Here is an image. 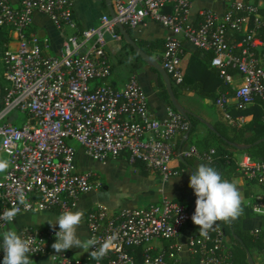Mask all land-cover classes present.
I'll return each instance as SVG.
<instances>
[{
    "label": "built area",
    "instance_id": "1",
    "mask_svg": "<svg viewBox=\"0 0 264 264\" xmlns=\"http://www.w3.org/2000/svg\"><path fill=\"white\" fill-rule=\"evenodd\" d=\"M194 1L110 0L113 15L103 13L96 25L79 28L74 0H17L16 4L0 0V28L8 27L17 40L14 50L0 51L4 80L0 159L10 161L9 168L0 172V214L14 205L19 213L64 212L80 196L99 189L95 171L78 169L73 143L97 161L124 154L163 180L179 174L171 166L177 156L173 139L189 130L190 121L171 108L165 119L152 117L147 95L134 75L121 88L96 82L111 73L106 45L121 40L118 24L136 28L155 21L165 27L160 64L176 84L184 80V40L209 52L210 64L231 86V95L226 90L215 98L230 123L241 121L230 114L232 102L241 110L258 101L264 118V0H217L224 4L223 10L203 6L192 18ZM35 12L46 14L62 33L58 54H48L49 43L28 31ZM229 67L239 75L238 85ZM18 112L25 116L20 124L13 121ZM179 154L210 164L216 149L189 145ZM243 156L238 170L264 186V161ZM21 192L24 205L18 201ZM251 208L264 216V190L253 195ZM190 217V207L168 198L116 210L98 203L86 216L88 237L107 243V255L97 261L90 257L94 249H89L86 258L66 251L54 252L52 258L59 264H180L182 245L175 239ZM7 224L0 220V233ZM56 231L25 226L17 233L34 241L28 255L37 256L47 251ZM161 240L167 245H158ZM187 245L197 264H233V250L220 225L207 237L194 232ZM3 257L0 236V264Z\"/></svg>",
    "mask_w": 264,
    "mask_h": 264
},
{
    "label": "crops",
    "instance_id": "2",
    "mask_svg": "<svg viewBox=\"0 0 264 264\" xmlns=\"http://www.w3.org/2000/svg\"><path fill=\"white\" fill-rule=\"evenodd\" d=\"M10 1L13 4L17 3V0ZM73 3V16L79 28L96 25L101 14H110L104 0H74ZM203 6L216 10L224 8V4L217 0H195L191 8V17L193 18L197 10ZM125 29L131 39L151 59L160 64L163 39L167 33L165 27L158 22L149 21L145 26L125 27ZM28 31L35 32L49 43L48 54L59 53L63 35L46 14L35 12ZM66 32L69 33L71 30L67 29ZM125 42L127 41L122 34L121 40L108 41L106 50L112 67L111 73L107 77L97 79L96 82L109 83L121 88L134 75L147 95L148 110L151 116L160 120L165 119L169 108L176 109L170 98L164 77L132 46V48L127 47ZM16 47L17 40L11 30L8 27L0 28V51L14 50ZM182 47L184 80L181 84H176L170 78L175 98L178 104L188 111L189 118L187 119L191 123L189 130L178 133L173 139L177 156L171 162V166L177 169L179 174L163 180L158 173L147 170L141 162L131 163L124 154L104 162L97 161L86 156L82 148L73 143L78 169L95 171V177L101 184L99 189L80 196L75 205L69 209L84 211L83 225L78 229V234L82 239L89 238L86 216L89 209L98 203L113 210L120 207L143 206L162 198L173 199L185 204L191 203L193 190L189 187L190 175L196 170L198 164H210L184 157L179 152L189 145H195L204 151L209 148L217 149L221 142L230 145L228 149L234 161L232 164L225 165L222 177L234 181L244 197V210L241 215L243 217L242 227L254 235L264 228V216L251 208L253 195L262 192L264 186L246 179L237 168L238 162L244 158L243 155L246 153L244 150L248 145H238L227 138L233 128L245 127L249 124L254 118V114L264 120L262 108L259 105H249L244 109L237 110L234 108L233 102L230 103V114L241 119L239 124H231L226 118L224 110L215 103V98L221 92L228 90L230 95L232 94L231 86L219 76L218 69L210 64L211 55L209 52L201 51L186 40L182 42ZM2 71L3 63L0 59V108L4 84ZM228 72L234 77V85H238L240 77L236 71L231 68ZM231 101L233 100L231 99ZM247 109L250 110L243 112ZM22 115V118L15 115L17 119H13V121L16 122L21 118V122H23L25 116ZM261 140L259 139L258 142ZM61 213L58 209L22 211L16 216L13 223H9L3 228V231L18 232L25 226L39 229L52 228L47 222L54 221ZM195 227L192 220L188 221L175 239L182 245L179 252L180 264H195L197 261V257L190 252L187 245ZM55 229H59V226L57 225ZM225 239L233 249L235 242L226 233ZM54 242L55 240L49 243L45 253L37 256L28 255L31 264H59L52 258L55 251L51 245ZM158 245H167V242L161 240ZM66 252L73 257L81 258H86L89 254V251L85 252L79 248H72ZM233 264H264V245L262 248L252 247L246 251L244 256L238 255V258H234L233 254Z\"/></svg>",
    "mask_w": 264,
    "mask_h": 264
},
{
    "label": "clouds",
    "instance_id": "3",
    "mask_svg": "<svg viewBox=\"0 0 264 264\" xmlns=\"http://www.w3.org/2000/svg\"><path fill=\"white\" fill-rule=\"evenodd\" d=\"M10 166V161L0 159V172H5ZM189 187L196 196L195 211L191 219L199 226V235L207 237L210 230H214L217 222L232 223L237 220L244 210V197L234 181L224 179L211 165L198 164L189 179ZM25 194L18 196L20 205L25 204ZM20 208L12 209L0 214V220L13 223L19 214ZM84 211H64L54 221L47 223L55 230V242L51 245L57 253L65 252L72 248H79L90 252V257L97 261L104 258L108 252V244H101L95 237L82 239L78 229L83 225ZM2 236V249L4 257L2 264H31L28 253L34 241L22 238L16 231L8 230L0 233ZM112 239H115L113 236Z\"/></svg>",
    "mask_w": 264,
    "mask_h": 264
},
{
    "label": "trees",
    "instance_id": "4",
    "mask_svg": "<svg viewBox=\"0 0 264 264\" xmlns=\"http://www.w3.org/2000/svg\"><path fill=\"white\" fill-rule=\"evenodd\" d=\"M261 36L264 39V35ZM125 45L129 48H132L131 45L127 42H125ZM229 69L231 68L229 67L227 70L229 71ZM254 105H259L258 101H256L252 106ZM249 110L250 109H247L243 112H247ZM185 117L189 118L188 115ZM227 138L238 145H248V147L244 151L250 156L251 159L256 161H264V120L257 114H254V118L245 127L233 128L228 134ZM259 139L262 140L256 143V141H258ZM228 148H230V145L228 143L221 142L219 147L216 149L214 161L210 163V165L214 167L218 172H220L221 175L223 174V170L226 164L234 163ZM193 201H196L194 191L192 202ZM192 202L186 205L190 207ZM195 206L196 205L194 204L192 208V215L194 214ZM242 218L243 217L240 216L232 223L217 222V225L223 227L227 236H229L235 242V246L232 249L234 258H238V255L244 256L246 251L252 247L262 248L264 245V228L255 235L250 234L248 231L243 229ZM190 220H192L191 217L188 221ZM194 232H199V226L196 225ZM140 259L141 255L140 253H138L139 263L141 261ZM195 264H197V261L195 262Z\"/></svg>",
    "mask_w": 264,
    "mask_h": 264
},
{
    "label": "water",
    "instance_id": "5",
    "mask_svg": "<svg viewBox=\"0 0 264 264\" xmlns=\"http://www.w3.org/2000/svg\"><path fill=\"white\" fill-rule=\"evenodd\" d=\"M105 4L107 6V8L109 9V12L111 15L114 14L112 5L110 3V0H104ZM119 32L122 34L123 38L134 48V50L146 61L150 62L152 65H154V67H156V69L161 73V75L164 77L165 82H166V87L168 89L170 98L172 100V103L175 107V109L180 112L183 116H187L188 115V111H186L183 107H181L174 95V91H173V87H172V82L171 79L168 75V73L166 72V70L156 61H154L153 59H151L144 51L143 49H141V47H139L129 36V34L127 33L125 26L118 24L117 25ZM258 142V141H257ZM195 204V201L192 203V205L190 206V215L192 217V208Z\"/></svg>",
    "mask_w": 264,
    "mask_h": 264
},
{
    "label": "rangeland",
    "instance_id": "6",
    "mask_svg": "<svg viewBox=\"0 0 264 264\" xmlns=\"http://www.w3.org/2000/svg\"><path fill=\"white\" fill-rule=\"evenodd\" d=\"M16 115H17L18 117H21V118L23 117V115H22L21 113H19V112L16 113ZM21 118H19V120L16 121L17 124H20V122L22 121ZM74 144H76V143H74Z\"/></svg>",
    "mask_w": 264,
    "mask_h": 264
}]
</instances>
